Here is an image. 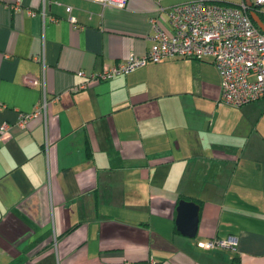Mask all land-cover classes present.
<instances>
[{"label":"crops","instance_id":"crops-1","mask_svg":"<svg viewBox=\"0 0 264 264\" xmlns=\"http://www.w3.org/2000/svg\"><path fill=\"white\" fill-rule=\"evenodd\" d=\"M17 1L0 0V264H264V96L219 103L211 56L73 89L144 53L151 17L170 30L166 10L190 0ZM182 198L200 204L193 237ZM214 237L237 244L199 245Z\"/></svg>","mask_w":264,"mask_h":264},{"label":"built area","instance_id":"built-area-1","mask_svg":"<svg viewBox=\"0 0 264 264\" xmlns=\"http://www.w3.org/2000/svg\"><path fill=\"white\" fill-rule=\"evenodd\" d=\"M104 5L126 7L129 0H95ZM254 10L264 14V0H253ZM243 0L239 4H225L209 0H190L166 10L171 29H166L160 17H151L152 43L142 54L130 53L123 60L105 67L102 71L79 70L84 79L73 89H84L90 81L109 79L117 74H128L150 62L167 57L203 58L211 56L221 76L219 103L240 106L264 96V31L253 20L251 8ZM14 8L20 9V0ZM70 11L71 5L67 6ZM29 13H33L29 10ZM71 21L77 18L69 15ZM35 83L38 80H34ZM48 97L32 113L23 114L19 124L27 125L35 115L46 111ZM8 123L0 126L1 132ZM233 237L210 238L199 242L206 248L235 247Z\"/></svg>","mask_w":264,"mask_h":264},{"label":"water","instance_id":"water-1","mask_svg":"<svg viewBox=\"0 0 264 264\" xmlns=\"http://www.w3.org/2000/svg\"><path fill=\"white\" fill-rule=\"evenodd\" d=\"M249 7L253 6L252 0H245ZM250 14L253 20L264 31V20L257 10L251 9ZM200 204L195 200L182 198L177 206L176 222L178 228L185 234L193 237L196 235L199 224Z\"/></svg>","mask_w":264,"mask_h":264},{"label":"trees","instance_id":"trees-1","mask_svg":"<svg viewBox=\"0 0 264 264\" xmlns=\"http://www.w3.org/2000/svg\"><path fill=\"white\" fill-rule=\"evenodd\" d=\"M251 9H254V7H252ZM258 13L260 14L261 18L264 20V14L260 11ZM140 264H145V263L142 262ZM146 264H158V262H151V260H150V262L148 261Z\"/></svg>","mask_w":264,"mask_h":264}]
</instances>
